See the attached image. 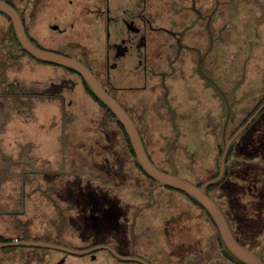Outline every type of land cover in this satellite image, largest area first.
Returning a JSON list of instances; mask_svg holds the SVG:
<instances>
[{
    "label": "flooded vegetation",
    "instance_id": "1",
    "mask_svg": "<svg viewBox=\"0 0 264 264\" xmlns=\"http://www.w3.org/2000/svg\"><path fill=\"white\" fill-rule=\"evenodd\" d=\"M4 1L20 14L38 47L90 68L132 117L162 170L193 181L194 172L206 170L196 161L209 142L216 152V164L208 168L214 173L193 181L203 185L220 176L228 144L224 174L207 192L237 241L264 259V74L249 81L252 52L236 66L228 52L239 11L255 37L247 40V50L259 44L264 3H256L261 16L245 19L253 15V0ZM138 166L124 125L83 75L24 50L11 18L0 11V243L38 241L33 238L45 220L41 235L55 244L63 245L61 236L66 239L69 230L83 242L96 236L79 250L104 244L147 264H244L224 246L205 208L187 194V201H155L163 210L157 215L165 218L160 228L149 217V196H122V189H154V179ZM185 203L202 210L205 227L197 238L185 224L191 214L180 210ZM139 207L147 214L145 229L162 231L161 248L149 241L141 248ZM19 246L26 245L8 249ZM101 250L143 264L107 249L84 255L96 260Z\"/></svg>",
    "mask_w": 264,
    "mask_h": 264
},
{
    "label": "rangeland",
    "instance_id": "2",
    "mask_svg": "<svg viewBox=\"0 0 264 264\" xmlns=\"http://www.w3.org/2000/svg\"><path fill=\"white\" fill-rule=\"evenodd\" d=\"M28 0H13L14 3L22 4ZM31 2V0H29ZM255 3V4H252ZM251 3V11H253V15L249 16V13L245 19L249 18H258V16L262 15L260 13V8L256 3H264V0H253ZM244 17L240 13L234 14L233 22L234 27L229 32V41H230V47L228 49V52L230 53V57L232 59L233 66H236L238 62L242 63L243 58L246 56V54L250 52L252 54L253 60L249 62V81L252 79L255 80L258 79L259 74H264V22L261 27H258L259 29V35H260V42L259 44H255V47H253L252 50H247V40H254V34L252 32V29H249L247 25H242V19ZM247 50V51H246ZM242 65V64H241ZM226 66V61H225ZM224 66V67H225ZM235 72V70H234ZM237 76L234 75V80H237ZM212 153V154H211ZM215 150L212 147V145L207 142L205 143L204 149L200 155H198V160L196 161L199 163V166H203L206 168L205 171L198 170L191 174L193 177V181H202L207 180L210 178V176L214 173V170H209L208 168L212 167L216 164V157L214 156ZM202 167V168H203ZM140 172L138 173V178H141ZM138 185V184H137ZM141 186V185H140ZM214 194H218L219 191L213 190ZM122 196H125L127 194H132L134 196L138 197H145L149 196L153 200V205L150 208V211H153V215L149 216L150 219L154 216V225L159 226V228L165 223L164 216L162 217V211L160 206L155 203V201H158L160 199L169 200V201H175L178 198H182L184 201H187L189 197L184 194L183 192L179 190H175L166 186H162L156 189L151 190H139V189H133V190H125L122 189L121 191ZM131 198H123L126 202H130ZM136 206L141 205L142 200L140 198L135 199ZM158 209L160 212H157ZM139 210L141 211L140 207ZM180 210L189 211L191 215H189V221L186 220V225L190 227L189 230H193L195 233V237L197 238V233H201L203 231V228L205 227V224L201 220V217H203L202 210L194 205H189L188 203L183 204L181 206ZM149 211V209H147ZM139 219H138V229L137 233L139 235V242L143 245L141 248H146L145 244L147 241L150 243H162V231L158 229H145L147 226L146 223V215L144 211L139 212ZM157 214H161L160 216ZM48 222V221H47ZM184 221H182V224ZM149 225V224H148ZM210 226V225H209ZM42 230L47 231V223L46 221H39L38 224V232H40V236L34 237L33 239L38 241H45V242H52L54 243V238L49 237L42 233ZM72 231L69 230V235L66 236V239L64 236H61L62 244L66 245L68 247H76V248H83V246L92 244V242L96 239L95 235H88L89 240H85L84 242L78 238L77 235H73L71 233ZM185 234V233H184ZM35 235H31L33 237ZM147 236V237H146ZM184 236L191 238L190 235L185 234ZM92 238V239H90ZM63 257H66V261L63 264H127V261L125 260H118L115 257H113L109 252L105 250H101L96 253V260H92V257L90 255H74V254H68L66 255L62 251H57L50 248H43V247H35V246H19L13 249H8V247H2L0 248V264H57Z\"/></svg>",
    "mask_w": 264,
    "mask_h": 264
},
{
    "label": "water",
    "instance_id": "3",
    "mask_svg": "<svg viewBox=\"0 0 264 264\" xmlns=\"http://www.w3.org/2000/svg\"><path fill=\"white\" fill-rule=\"evenodd\" d=\"M0 11L6 13L11 18L13 22L15 34L21 44V47L24 50L28 51L33 56H35L36 58L42 61L63 65L67 68L74 69L83 75L91 91L97 96V98L100 101H102L106 106H108L112 110V112L116 115L117 119L124 125L130 137L132 146L135 150L138 164L140 165L142 170L155 181L154 189L162 186H166L187 194L190 198H192L198 204L203 206L205 210L209 213V215L211 216V218L218 227L220 239L222 243L237 260L241 261L244 264H264V259L260 253L251 251L243 247L237 241L224 211L207 192L208 186L220 180L224 174V167H225L224 162L229 147L228 144L224 143V152L221 162L220 176L217 179L207 181L203 185H198L187 178L179 176L177 172L174 170L171 172H166L162 170L151 160L143 144L138 128L135 125V122L133 121L132 117L125 111V109H123V107L120 105L118 100L113 95L107 93L103 89V87L100 85V83L95 78L92 71L86 64H84L82 61L78 59L71 58L66 55L59 54L53 51L43 50L40 47H38L27 35L20 14L8 2L4 0H0ZM15 244L50 248V249L62 251L66 254H75V255H84L96 250L107 249L119 258L131 260V261H138L143 264H147L145 260L139 257L122 256L113 248L104 244L96 245L92 248L85 250H79L55 243L25 240L18 243L16 242L0 243V248L13 246ZM64 262H65V258L57 262V264H63Z\"/></svg>",
    "mask_w": 264,
    "mask_h": 264
},
{
    "label": "trees",
    "instance_id": "4",
    "mask_svg": "<svg viewBox=\"0 0 264 264\" xmlns=\"http://www.w3.org/2000/svg\"><path fill=\"white\" fill-rule=\"evenodd\" d=\"M140 168V166H138ZM141 169V168H140ZM215 186H210L209 190H212ZM217 187V186H216ZM2 240V239H0Z\"/></svg>",
    "mask_w": 264,
    "mask_h": 264
}]
</instances>
